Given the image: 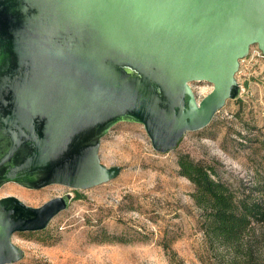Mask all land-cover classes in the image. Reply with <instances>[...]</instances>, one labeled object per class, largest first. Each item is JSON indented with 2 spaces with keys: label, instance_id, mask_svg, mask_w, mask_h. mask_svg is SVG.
Returning a JSON list of instances; mask_svg holds the SVG:
<instances>
[{
  "label": "water",
  "instance_id": "95a60500",
  "mask_svg": "<svg viewBox=\"0 0 264 264\" xmlns=\"http://www.w3.org/2000/svg\"><path fill=\"white\" fill-rule=\"evenodd\" d=\"M252 45L264 54V0H0L1 177L35 189L110 181L122 168L101 162L100 142L123 120L174 150L236 98ZM194 81L212 88L197 99ZM71 198L1 197L0 264L24 255L15 232L45 229Z\"/></svg>",
  "mask_w": 264,
  "mask_h": 264
},
{
  "label": "rangeland",
  "instance_id": "374dc122",
  "mask_svg": "<svg viewBox=\"0 0 264 264\" xmlns=\"http://www.w3.org/2000/svg\"><path fill=\"white\" fill-rule=\"evenodd\" d=\"M258 50L252 45L240 61L236 98L207 126L186 132L174 150L155 151L141 123L123 120L99 148L102 163L121 166L116 178L77 190L4 185L0 197L12 194L31 206L67 192L72 196L45 229L12 235L24 252L14 264H225L219 255L227 258L226 252L204 233L194 185L178 173L177 157L220 162L217 176L228 182L241 178L251 186L264 178V55ZM191 87L201 99L212 85L194 81ZM256 254L264 258V235Z\"/></svg>",
  "mask_w": 264,
  "mask_h": 264
},
{
  "label": "trees",
  "instance_id": "16d2710c",
  "mask_svg": "<svg viewBox=\"0 0 264 264\" xmlns=\"http://www.w3.org/2000/svg\"><path fill=\"white\" fill-rule=\"evenodd\" d=\"M261 153L264 163V148ZM218 164L205 165L186 153L177 157L178 173L194 185L191 195L202 212L205 235L228 255L221 253L220 259L225 264H264L256 254L264 235V178L251 186L241 178L228 182L217 176Z\"/></svg>",
  "mask_w": 264,
  "mask_h": 264
},
{
  "label": "flooded vegetation",
  "instance_id": "af4514ba",
  "mask_svg": "<svg viewBox=\"0 0 264 264\" xmlns=\"http://www.w3.org/2000/svg\"><path fill=\"white\" fill-rule=\"evenodd\" d=\"M2 115H1V111H0V138L2 137V132L4 131L5 129V126L4 124L2 123ZM0 152L3 151V148H4V144L0 141ZM7 183H17V182H14V181H8V180H4L2 177H1V171H0V189L6 185ZM18 184V183H17ZM20 185V184H19ZM21 186V185H20ZM24 187V186H23ZM27 188V187H26ZM31 189H35V188H31ZM38 189V188H37ZM8 195H12V194H8ZM4 196H7V195H4ZM3 197V196H2ZM1 198V197H0ZM28 205V204H27Z\"/></svg>",
  "mask_w": 264,
  "mask_h": 264
},
{
  "label": "built area",
  "instance_id": "2783aa9c",
  "mask_svg": "<svg viewBox=\"0 0 264 264\" xmlns=\"http://www.w3.org/2000/svg\"><path fill=\"white\" fill-rule=\"evenodd\" d=\"M258 49H259V48H258ZM260 52H261V51H260ZM260 52H259V50H258V53H260ZM261 53H262V52H261ZM262 54H263V53H262ZM263 55H264V54H263ZM241 60H242V59H240V61H241Z\"/></svg>",
  "mask_w": 264,
  "mask_h": 264
}]
</instances>
